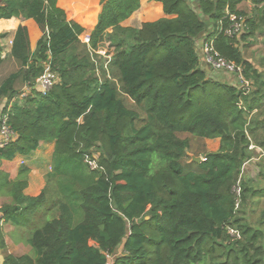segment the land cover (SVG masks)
<instances>
[{
  "label": "trees",
  "instance_id": "trees-1",
  "mask_svg": "<svg viewBox=\"0 0 264 264\" xmlns=\"http://www.w3.org/2000/svg\"><path fill=\"white\" fill-rule=\"evenodd\" d=\"M153 1L167 17L132 28L123 23L141 0H100L86 44L69 0H0V124L8 115L17 135L0 147V201L32 247L4 264H264L263 224L247 207L264 192L243 181L245 164L264 157V74L239 48L264 34V0ZM229 14L246 20L237 36ZM210 38L254 82L248 96L208 77L198 46ZM45 63L58 82L43 95ZM8 65L18 70L4 75ZM194 139H219V150L192 161ZM43 142L55 144L51 171L28 197L29 168L11 180L1 164ZM258 168L264 180V160Z\"/></svg>",
  "mask_w": 264,
  "mask_h": 264
},
{
  "label": "crops",
  "instance_id": "crops-1",
  "mask_svg": "<svg viewBox=\"0 0 264 264\" xmlns=\"http://www.w3.org/2000/svg\"><path fill=\"white\" fill-rule=\"evenodd\" d=\"M246 5L249 10L252 8V5L250 3H247ZM65 11L68 15L69 20H77L81 25L86 27L85 34H90L96 26L98 22V16L101 12L100 0H69V3L65 6ZM165 17L167 16L163 11V6L161 3L153 0H141V8L137 12H135L128 20H126L123 23V26L140 28L144 23L155 22ZM13 20L15 25L18 27L21 23V19L14 18ZM15 33L16 30L10 31L8 37L4 41L5 51L3 53V58H6V56L11 51L9 41L14 39ZM258 34L259 33H257L256 35ZM259 35L264 36V34ZM253 38L257 37L255 36ZM198 52L201 60V66L206 68L202 63L199 47ZM255 68L258 70V67ZM258 72L264 74V70L262 72L258 70ZM208 77L216 79L218 78L220 81L228 85L235 84V79L231 75L217 72L215 73L208 70ZM254 88L255 85L253 86V89ZM214 142H216V147L210 150V145H213ZM205 144L207 145L206 148L208 152H217L220 147V140H205ZM54 149V143L43 142L35 152L28 156L17 155L13 161H3L1 164V171L6 173L11 180H14L18 177L21 166H26L27 168H29L30 171L28 174V186L23 191V193L28 197H36L41 194L42 190L45 187V176L51 171ZM257 150L262 152L260 149ZM258 157V159H254L253 161L248 162L245 168H247V166H250L252 168V166H254L252 164H256L261 159L262 161L264 160V157H262V155ZM0 206H3L1 201ZM22 237L23 239L28 237V234L23 232V228H18L5 219L3 226L0 227V264H4V257L6 253L14 256H22L29 253L26 251V249L24 250L22 246L24 242L21 241Z\"/></svg>",
  "mask_w": 264,
  "mask_h": 264
},
{
  "label": "built area",
  "instance_id": "built-area-1",
  "mask_svg": "<svg viewBox=\"0 0 264 264\" xmlns=\"http://www.w3.org/2000/svg\"><path fill=\"white\" fill-rule=\"evenodd\" d=\"M227 18H229L231 22L230 28L226 31V34L229 37L237 36L244 31L245 21L243 20V18L233 14L227 15ZM86 41L88 43L90 41V37H87ZM9 44L12 46L13 40H10ZM214 44H215L214 38L203 40L199 44L198 47L200 48L202 63L206 68L208 67L212 72L223 73L233 76L235 79V84H233V86H235L239 91H241L243 97L248 96L253 89L252 80H249L245 77L244 69L241 65H238L235 62H232L226 59L224 56H222L217 51ZM44 66H45V72L37 80L36 88H38L43 95H46L58 82V76L52 71L49 63H45ZM25 89H29V87H26ZM26 96L27 94L24 91L20 94V99ZM239 106L242 107V100L240 101ZM8 120H9L8 115H5L1 119L0 147L7 146L9 143L13 142L17 138V135L11 130L10 126L8 125ZM254 149H256V147L252 145L250 147V150H254ZM205 160L206 159L203 158V161ZM245 166L243 171H245ZM90 167L92 170H95L97 168L96 162L91 161ZM234 190L237 195L236 209H238L239 206L241 205V198H242V188L240 184ZM4 222H5V215L2 206H0V227L3 226ZM230 232L233 236L237 235V232H235L234 230H231Z\"/></svg>",
  "mask_w": 264,
  "mask_h": 264
},
{
  "label": "rangeland",
  "instance_id": "rangeland-1",
  "mask_svg": "<svg viewBox=\"0 0 264 264\" xmlns=\"http://www.w3.org/2000/svg\"><path fill=\"white\" fill-rule=\"evenodd\" d=\"M87 37H90L89 33L82 36L83 43L87 44V41H86ZM256 37L257 38H253V37L248 38L246 41H244L242 39V41L240 42L239 48L242 50L246 59L249 60L250 62H252V64H254L255 67H258V70H260L262 72L264 70V38H263L264 36H261L258 34V35H256ZM9 46H11V45L9 44ZM106 60L108 61L109 59H106ZM6 67H7V69H6V73L4 75H8V74L18 70V68L15 65H13V66L8 65ZM0 82H1V80H0ZM24 91L27 95H29L30 92L32 91V89H30V88L25 89V87H24L22 92H24ZM125 102L129 107L134 106L133 102L131 100H129L128 98L127 99L125 98ZM206 146L207 145L205 144V142H204V144H201L198 139H194L193 140V150L192 151L190 150L189 156H190V154L195 155V152L203 153L205 151L204 148L207 151ZM215 147H216V142H214L213 145L212 144L210 145V150L214 149ZM199 157L204 158L205 156L202 154V156H199ZM260 161H258L256 164H252V165H254V166H252V168L250 166H247V168H245L243 181H249V182L252 181L253 183H255V185L252 183H250V185L255 186L256 188L259 187L258 192L263 193L264 192V188H263L264 180L259 178V173H258L259 172L258 171L259 170L258 163ZM257 202H258V204H257ZM247 207L249 209L248 213L252 212L250 217H249V219H250L249 221H252V223L256 224V226H258V227H261V224H263L262 227L264 228V197H263V195L262 194L257 195V197H255V198H253V196L250 195L248 197ZM29 238H30L29 235L25 239H23V237H22L21 241H24L22 244L24 250L26 249L27 252L31 253L32 247L29 243Z\"/></svg>",
  "mask_w": 264,
  "mask_h": 264
},
{
  "label": "water",
  "instance_id": "water-1",
  "mask_svg": "<svg viewBox=\"0 0 264 264\" xmlns=\"http://www.w3.org/2000/svg\"><path fill=\"white\" fill-rule=\"evenodd\" d=\"M208 68V67H207ZM208 70H210L209 68H208ZM211 71V70H210ZM190 156H191V158H192V161H195V162H197V163H201L202 161H203V158L202 157H199V156H195V155H193V154H190Z\"/></svg>",
  "mask_w": 264,
  "mask_h": 264
}]
</instances>
